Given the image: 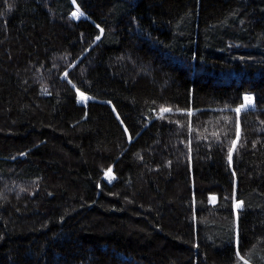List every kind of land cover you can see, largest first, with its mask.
<instances>
[{"label":"trees","instance_id":"obj_1","mask_svg":"<svg viewBox=\"0 0 264 264\" xmlns=\"http://www.w3.org/2000/svg\"><path fill=\"white\" fill-rule=\"evenodd\" d=\"M245 262L264 0H0V264Z\"/></svg>","mask_w":264,"mask_h":264},{"label":"snow or ice","instance_id":"obj_2","mask_svg":"<svg viewBox=\"0 0 264 264\" xmlns=\"http://www.w3.org/2000/svg\"><path fill=\"white\" fill-rule=\"evenodd\" d=\"M81 15H83V13H80L79 9H77L76 12L72 13V16L76 19H79ZM97 39H99V37H97ZM65 76H67V73H65ZM77 92L79 94V98H80L81 102L86 103L90 99V97H88L84 92H81L79 89H77ZM243 101H244V103H242L238 108L235 109L236 113H239L244 109H248V108H251L254 106V97L251 95H245L243 97ZM171 111H172L171 108H161L160 109L161 117L163 116L164 113L171 112ZM189 114H191V113H189ZM239 138H240V133L237 132V138H236V140L232 141V147L228 151V157L227 158H228L229 163H231V161H232L233 152L236 151V147H237V144L239 142ZM111 172H112V169L109 168L107 170V172L105 173V175L108 177L109 181H111V179L114 178L111 175ZM212 199L215 200V197H212ZM242 205H243V202L238 201L236 204V207L239 208ZM241 259H243V257H241ZM245 264H247V262H245Z\"/></svg>","mask_w":264,"mask_h":264},{"label":"rangeland","instance_id":"obj_3","mask_svg":"<svg viewBox=\"0 0 264 264\" xmlns=\"http://www.w3.org/2000/svg\"><path fill=\"white\" fill-rule=\"evenodd\" d=\"M75 12H76V11H75ZM79 12H80V11H79ZM80 13H81V12H80ZM81 16H82V15H81ZM81 16H80V17H81ZM79 99H80V98H79ZM80 102H81V101H80ZM82 103H83V102H82ZM236 204H237V202H235V207H236ZM236 208H237V207H236Z\"/></svg>","mask_w":264,"mask_h":264},{"label":"bare ground","instance_id":"obj_4","mask_svg":"<svg viewBox=\"0 0 264 264\" xmlns=\"http://www.w3.org/2000/svg\"><path fill=\"white\" fill-rule=\"evenodd\" d=\"M246 95H251V96H253V94H251V93H247ZM254 97V96H253Z\"/></svg>","mask_w":264,"mask_h":264}]
</instances>
